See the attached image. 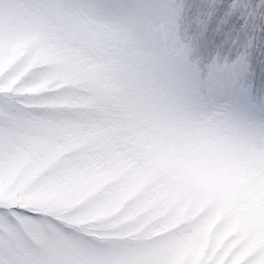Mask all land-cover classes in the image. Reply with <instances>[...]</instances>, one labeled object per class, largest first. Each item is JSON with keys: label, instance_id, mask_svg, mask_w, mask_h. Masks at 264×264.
I'll list each match as a JSON object with an SVG mask.
<instances>
[{"label": "snow or ice", "instance_id": "obj_1", "mask_svg": "<svg viewBox=\"0 0 264 264\" xmlns=\"http://www.w3.org/2000/svg\"><path fill=\"white\" fill-rule=\"evenodd\" d=\"M167 28L149 0H0V264H264V121Z\"/></svg>", "mask_w": 264, "mask_h": 264}, {"label": "rangeland", "instance_id": "obj_2", "mask_svg": "<svg viewBox=\"0 0 264 264\" xmlns=\"http://www.w3.org/2000/svg\"><path fill=\"white\" fill-rule=\"evenodd\" d=\"M168 22L166 38L195 51L210 100L249 121H264L261 0H149ZM181 6L183 18L180 19ZM180 20V23H177ZM263 26V28H261Z\"/></svg>", "mask_w": 264, "mask_h": 264}, {"label": "clouds", "instance_id": "obj_3", "mask_svg": "<svg viewBox=\"0 0 264 264\" xmlns=\"http://www.w3.org/2000/svg\"><path fill=\"white\" fill-rule=\"evenodd\" d=\"M240 184H242V180L240 181ZM239 186H240V185L238 184V185H237V188H239ZM239 207H241V208H242V207H243V205L241 204Z\"/></svg>", "mask_w": 264, "mask_h": 264}, {"label": "trees", "instance_id": "obj_4", "mask_svg": "<svg viewBox=\"0 0 264 264\" xmlns=\"http://www.w3.org/2000/svg\"><path fill=\"white\" fill-rule=\"evenodd\" d=\"M260 14H262V17H264V12H262L261 10H259ZM261 28H263V26H261Z\"/></svg>", "mask_w": 264, "mask_h": 264}]
</instances>
